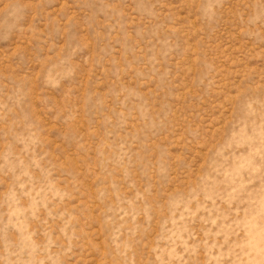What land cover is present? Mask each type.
I'll return each instance as SVG.
<instances>
[{
	"label": "rangeland",
	"instance_id": "1",
	"mask_svg": "<svg viewBox=\"0 0 264 264\" xmlns=\"http://www.w3.org/2000/svg\"><path fill=\"white\" fill-rule=\"evenodd\" d=\"M0 264H264V0H0Z\"/></svg>",
	"mask_w": 264,
	"mask_h": 264
}]
</instances>
